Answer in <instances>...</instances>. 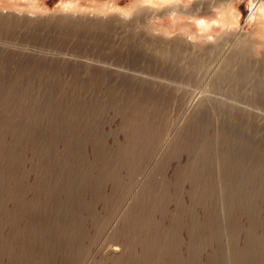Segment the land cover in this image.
Instances as JSON below:
<instances>
[{
	"label": "rangeland",
	"instance_id": "rangeland-1",
	"mask_svg": "<svg viewBox=\"0 0 264 264\" xmlns=\"http://www.w3.org/2000/svg\"><path fill=\"white\" fill-rule=\"evenodd\" d=\"M263 9L0 0V264H264Z\"/></svg>",
	"mask_w": 264,
	"mask_h": 264
},
{
	"label": "bare ground",
	"instance_id": "bare-ground-1",
	"mask_svg": "<svg viewBox=\"0 0 264 264\" xmlns=\"http://www.w3.org/2000/svg\"><path fill=\"white\" fill-rule=\"evenodd\" d=\"M262 12H263V15H264V9L262 10ZM249 16H250L249 18H251V14Z\"/></svg>",
	"mask_w": 264,
	"mask_h": 264
}]
</instances>
